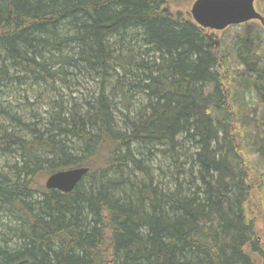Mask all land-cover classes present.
I'll return each mask as SVG.
<instances>
[{
    "label": "trees",
    "instance_id": "obj_1",
    "mask_svg": "<svg viewBox=\"0 0 264 264\" xmlns=\"http://www.w3.org/2000/svg\"><path fill=\"white\" fill-rule=\"evenodd\" d=\"M172 1L0 0V98L91 87L36 122L0 105V264L264 260V29L216 43ZM79 168L69 194L34 182Z\"/></svg>",
    "mask_w": 264,
    "mask_h": 264
},
{
    "label": "rangeland",
    "instance_id": "obj_2",
    "mask_svg": "<svg viewBox=\"0 0 264 264\" xmlns=\"http://www.w3.org/2000/svg\"><path fill=\"white\" fill-rule=\"evenodd\" d=\"M195 1L196 0H174L166 4V9L169 13L173 15L179 14L181 17H190V19L192 20L190 10ZM254 6L256 12L263 17L264 1L255 0ZM244 25L256 29H264L260 25V23L256 21H252ZM238 30L239 28L229 27L223 31L212 32L211 34H213L214 36V41L216 43H220L224 42L225 40H228L230 36L234 32L236 33ZM69 83L70 84L66 86H61L59 83L56 84V89L60 92L58 96L53 94L51 91H48V93H46L45 96L42 98L39 97L40 95H38L40 92L39 88H29L31 82L27 83L26 86H15L13 91H4L2 93L0 98V105L5 108V113H8L11 116H16L20 119L22 118L20 121L23 123L36 122L37 119H45L47 113L51 111L52 107L51 105H49L50 101H47L48 99L53 98L52 101H55L57 103L60 100H62V102H66L71 99L74 101V103L79 104L81 100H84L83 97L87 96L85 90L91 88L84 86V84H81V82L74 83L71 81ZM0 124L8 128L15 129V124L12 125L6 119L0 118ZM15 161L16 159H13L12 156H4V158L0 161V170L2 169L4 164H13ZM151 163L152 164L149 167L150 170H152L153 172L154 178L158 181H163L162 174L166 173V169L169 164L165 161H161L158 157H156L155 160H153ZM46 179L47 177L41 174L35 178L34 182L37 183V186L42 184L44 187ZM258 221L259 222L255 224V233L257 238L259 239V242L264 243V221L262 219H259ZM262 254L264 256V249L262 250ZM256 264H264V260L259 258V261H257Z\"/></svg>",
    "mask_w": 264,
    "mask_h": 264
},
{
    "label": "water",
    "instance_id": "obj_3",
    "mask_svg": "<svg viewBox=\"0 0 264 264\" xmlns=\"http://www.w3.org/2000/svg\"><path fill=\"white\" fill-rule=\"evenodd\" d=\"M192 21L201 29L213 32L223 31L252 21L264 28V18L254 8V0H196L190 10ZM88 170L84 168L57 172L50 175L44 188L69 194L84 178Z\"/></svg>",
    "mask_w": 264,
    "mask_h": 264
}]
</instances>
